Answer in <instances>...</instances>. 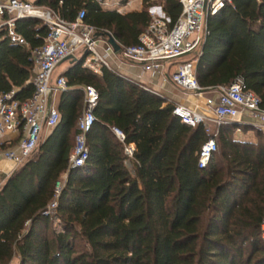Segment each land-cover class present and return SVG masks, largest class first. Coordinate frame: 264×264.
Segmentation results:
<instances>
[{"label": "trees", "instance_id": "16d2710c", "mask_svg": "<svg viewBox=\"0 0 264 264\" xmlns=\"http://www.w3.org/2000/svg\"><path fill=\"white\" fill-rule=\"evenodd\" d=\"M32 1L67 20L84 8L85 22L130 45L157 0L128 12L103 8L98 0ZM158 3L172 26L180 1ZM15 28L25 43L12 42L0 28V95L15 90L24 100L34 90L32 50L48 27L25 16ZM82 59L63 73L68 87L58 122L0 185V264H264V131L220 123L218 149L199 167L198 151L208 138L202 123L182 122L172 113L173 101L111 67L95 72ZM188 59L195 61L200 87L227 86L240 77L264 108V0H232L209 13L200 49ZM82 84L94 86L98 99L86 132L87 158L70 167L84 95L74 85ZM236 127L253 130V138L236 134ZM126 143L135 146L129 165ZM52 200L54 214L44 213Z\"/></svg>", "mask_w": 264, "mask_h": 264}, {"label": "built area", "instance_id": "2783aa9c", "mask_svg": "<svg viewBox=\"0 0 264 264\" xmlns=\"http://www.w3.org/2000/svg\"><path fill=\"white\" fill-rule=\"evenodd\" d=\"M179 1L181 12L172 26L169 16L161 10L162 6L153 4L148 8L150 20L140 32L138 42L125 45L115 38L120 45L119 50L115 51L105 35L97 34L101 30L84 21V8L79 9L74 20H67L51 7L35 4L32 0H0V28L6 30V35L12 42H26L15 28V21L20 17L40 18L48 27L43 43L32 50L34 69L31 81L34 90L31 96L20 100L13 96L15 90L0 95V145L6 142L4 137L8 132L18 133V139L14 143L0 148V155L15 161L18 166L36 154L43 130L52 128L60 118L54 102L55 91L68 87L66 77L55 74V68L68 54L78 57V50L81 51L80 57L83 56L82 65L95 72H99L103 65L111 67L112 55L142 61L144 68L149 69L151 74L162 67L163 60L179 57L170 73V80L180 89L199 92L200 86L194 72L195 61L188 57L199 51L206 34L207 15L232 0ZM215 88L217 95L205 97V104L213 114L214 128L208 123L209 116L189 104L176 101L172 105V113L182 122L192 126L202 123L205 127L208 138L198 151L199 167L206 166L218 149L215 136L220 123L236 119L238 121V116L245 115L250 118L249 121L264 128V108L260 106L258 95L246 88L242 78L237 77L229 85ZM82 89L83 107L76 121L77 132L71 150L70 166L81 165L87 158L86 132L94 121L93 107L98 99L94 86L84 84ZM113 130L121 140L124 138L119 128L113 127ZM134 149L133 143L124 145L128 165ZM60 186L61 183H57V192ZM55 207L56 200H52L44 213L54 214ZM260 235L264 241V218L260 223Z\"/></svg>", "mask_w": 264, "mask_h": 264}, {"label": "crops", "instance_id": "0c3cea01", "mask_svg": "<svg viewBox=\"0 0 264 264\" xmlns=\"http://www.w3.org/2000/svg\"><path fill=\"white\" fill-rule=\"evenodd\" d=\"M98 1L103 8L115 9L119 12L140 10L143 6V0H98ZM153 4L160 7L162 6L160 3H151L149 7L152 6ZM161 10L165 12L162 9V7ZM79 57L80 56L76 58ZM177 60H179V57L163 60L162 67H160L159 70H157L154 74H151L149 69L144 68L143 66L144 63L142 61L123 59L119 55H112L111 68H113L114 70L118 71L119 73L127 77H130L140 82L144 86L152 89L153 91L165 97L168 101H173V102L180 101L189 104L191 107L202 113H205L207 116H209L208 123H210L211 126H213L214 128L215 123L213 121V114L209 111L208 107L205 104V97L217 95L218 91L216 90V88H211L204 92H194V91L183 90L176 87L170 80V73L174 70ZM72 63L73 61H71V59H65L63 61H59L54 71L55 74H63L64 71L69 66H71ZM82 85H74V86L82 87ZM61 92H62L61 90H57L55 91L54 94V102L57 107L61 96ZM249 120L250 118H248L247 116L241 115L238 116L237 122L242 121V123L260 127ZM260 128L264 131L263 127ZM50 131L51 128H45L43 130L41 142L49 134ZM236 134H239L242 137L245 136L247 138H253V130L251 129L242 131L236 127ZM4 139L6 140V142H3L4 145H7L9 143H14L18 139V133L16 131H10L5 135ZM15 167H16L15 161L11 159H6L0 155V185L4 182L8 174H10Z\"/></svg>", "mask_w": 264, "mask_h": 264}, {"label": "water", "instance_id": "95a60500", "mask_svg": "<svg viewBox=\"0 0 264 264\" xmlns=\"http://www.w3.org/2000/svg\"><path fill=\"white\" fill-rule=\"evenodd\" d=\"M204 9H205V5H204ZM97 34H98V35H105V36L107 37V41L113 46V49H114L115 51L119 50L120 45H119V43L116 41L114 35H113L111 32H109V31H107V30H103V31H99ZM65 59H71V61H76V60H78V58H76L75 56H73V55H71V54H68V55L64 56L60 61H63V60H65ZM211 88H215V87H200V88L198 89V91H199V92H204V91H206V90H208V89H211ZM39 146H40V144H39ZM27 161H28V160H26L25 162H27ZM25 162H23L22 164L16 166V167L13 169V171H12L9 175L13 174V173H14V172H15L20 166H22ZM70 167H73V166H70Z\"/></svg>", "mask_w": 264, "mask_h": 264}, {"label": "rangeland", "instance_id": "374dc122", "mask_svg": "<svg viewBox=\"0 0 264 264\" xmlns=\"http://www.w3.org/2000/svg\"><path fill=\"white\" fill-rule=\"evenodd\" d=\"M159 0L155 1L154 3H158ZM77 54L80 56L81 55V51H77ZM9 175V174H8ZM14 261H16V258H14Z\"/></svg>", "mask_w": 264, "mask_h": 264}]
</instances>
